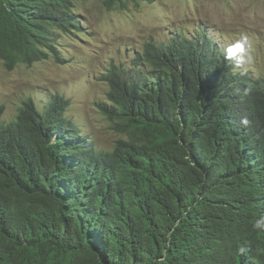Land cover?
Here are the masks:
<instances>
[{
    "label": "trees",
    "instance_id": "trees-1",
    "mask_svg": "<svg viewBox=\"0 0 264 264\" xmlns=\"http://www.w3.org/2000/svg\"><path fill=\"white\" fill-rule=\"evenodd\" d=\"M79 1L0 0V61L65 64ZM228 48L184 28L114 66L110 152L64 95L0 107V264H264V76Z\"/></svg>",
    "mask_w": 264,
    "mask_h": 264
},
{
    "label": "rangeland",
    "instance_id": "rangeland-1",
    "mask_svg": "<svg viewBox=\"0 0 264 264\" xmlns=\"http://www.w3.org/2000/svg\"><path fill=\"white\" fill-rule=\"evenodd\" d=\"M75 14L82 30L60 35L65 64L54 57L33 66L20 63L8 70L0 61V107L3 120H15L22 102H46L53 94L72 101L68 116L99 150L112 151L123 136L104 115L109 85L103 81L114 66L128 65L146 43L182 29L211 32L228 46L246 39L245 60L254 75L264 76V0H140L113 10L99 0H81ZM129 62V63H126Z\"/></svg>",
    "mask_w": 264,
    "mask_h": 264
},
{
    "label": "clouds",
    "instance_id": "clouds-1",
    "mask_svg": "<svg viewBox=\"0 0 264 264\" xmlns=\"http://www.w3.org/2000/svg\"><path fill=\"white\" fill-rule=\"evenodd\" d=\"M245 44H246V39H241L237 40L234 44L230 45L228 48V54L229 56H235L236 57V66L240 67L244 64L245 62ZM255 228H264V218H261L256 221Z\"/></svg>",
    "mask_w": 264,
    "mask_h": 264
}]
</instances>
